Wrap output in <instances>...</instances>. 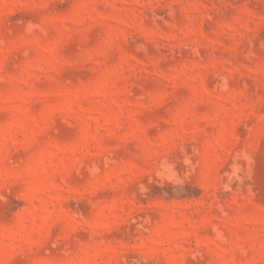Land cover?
Masks as SVG:
<instances>
[{"label":"rangeland","instance_id":"1","mask_svg":"<svg viewBox=\"0 0 264 264\" xmlns=\"http://www.w3.org/2000/svg\"><path fill=\"white\" fill-rule=\"evenodd\" d=\"M0 264H264V0H0Z\"/></svg>","mask_w":264,"mask_h":264}]
</instances>
